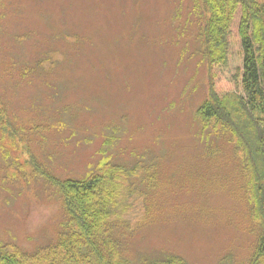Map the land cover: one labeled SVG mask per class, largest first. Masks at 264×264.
I'll return each mask as SVG.
<instances>
[{
    "label": "rangeland",
    "instance_id": "374dc122",
    "mask_svg": "<svg viewBox=\"0 0 264 264\" xmlns=\"http://www.w3.org/2000/svg\"><path fill=\"white\" fill-rule=\"evenodd\" d=\"M202 23L192 0H0L2 243L56 242L66 210L49 177L106 165L132 263L252 264L262 226L243 153L199 114L234 87Z\"/></svg>",
    "mask_w": 264,
    "mask_h": 264
},
{
    "label": "trees",
    "instance_id": "16d2710c",
    "mask_svg": "<svg viewBox=\"0 0 264 264\" xmlns=\"http://www.w3.org/2000/svg\"><path fill=\"white\" fill-rule=\"evenodd\" d=\"M192 2L202 17L213 66L234 86L230 92L233 101L227 104L215 92V100L202 105L199 114L207 123L217 121L230 128L243 153L254 213L262 226L251 263L264 264V0ZM232 32H236L235 40L230 39ZM7 127L11 123L0 100V129ZM97 172L64 180L49 177L61 189L66 210L58 239L36 250L0 241V264H134L124 256L114 233L121 217L114 212L112 185L118 184L120 172L106 165Z\"/></svg>",
    "mask_w": 264,
    "mask_h": 264
}]
</instances>
